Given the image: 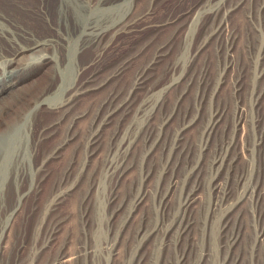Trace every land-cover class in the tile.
I'll return each instance as SVG.
<instances>
[{"label": "bare ground", "instance_id": "6f19581e", "mask_svg": "<svg viewBox=\"0 0 264 264\" xmlns=\"http://www.w3.org/2000/svg\"><path fill=\"white\" fill-rule=\"evenodd\" d=\"M243 3L242 0H200L193 19L179 27L182 30L188 25L190 33L180 44L181 57L168 63L167 80L160 84L151 82L153 72L167 58L174 36L157 45L152 57L137 69L128 88L109 91L90 119L92 110L90 112L89 108L76 110L79 101L119 80L147 48L144 43L112 66L105 77H100L105 70L101 67L105 58L116 48L120 36L132 29L133 22L129 23L127 19L136 0H0V102L6 93L13 92L27 76L40 68L53 64L57 70L53 84L37 96L22 98L16 104L0 103V264H132L128 258L134 251L135 264H148V259L153 258L157 264H215L217 246L226 253L222 264H244V259L248 261L249 258L259 264L264 257V159L260 158V165L251 172L236 171L238 153H231L236 146L232 140L223 141L217 149L211 150V141L217 137L220 123L228 113L226 105L220 104L211 111L203 127L205 141L200 155L205 158H191L192 149L184 141V134L194 120L184 117L167 144L168 133L164 129L180 112H174L175 109L163 112L165 96L157 97L176 86L188 73H191V82L197 55L211 41L217 42V53L224 52L228 56L222 72L233 68L232 52L238 35L229 21ZM260 8L264 11V0ZM197 29L201 33L197 44L191 48ZM257 31L263 44L264 28ZM25 51L29 52L22 60L18 59ZM87 51L93 52L89 58L85 57ZM93 64L98 67L90 70ZM261 72L263 75L264 67ZM221 76L219 83H225ZM200 82L207 84L206 72H202ZM242 86L243 76L238 73L233 78V92L239 94ZM140 91L144 94L138 98ZM185 94L182 91L177 101L180 102ZM255 96L254 108L258 114L252 122L257 126L258 138L243 149L248 152L254 149L253 154L257 150L264 156L261 92H256ZM240 102L238 100L235 119L237 129L249 120L245 104ZM43 110L53 113L55 118L38 123L37 115ZM159 114L160 120L156 124L155 118ZM132 116L133 120H128ZM86 118L89 121L80 133L75 127ZM115 120H120V124L126 122L122 128L113 131L108 154L97 168L93 162L102 153V132ZM63 128L65 131L55 145L45 151L39 149L40 144L55 137ZM137 142L143 145L142 158L149 162L153 160L155 150L166 155L159 174H170L171 177L167 188L157 198L155 212L152 208L148 212H138L149 202L150 196L155 197L156 193L151 194L148 185L132 186L128 192L121 193L122 180L135 169L136 151L132 152V148ZM209 153H212L209 189L214 199L209 219L203 220L202 217H206L204 209L202 216L197 215L195 204L199 200V191L205 187ZM181 155L184 157L181 163L184 180L177 170ZM63 159L62 173L53 181L49 196L39 203L44 182L50 177V163ZM151 169L147 167L142 172L146 181L153 175ZM253 173L254 180L251 179ZM190 177L194 178L193 184L183 191L186 178ZM107 179L111 188L104 190L102 197L100 193ZM82 182L87 184L79 202L84 208L78 214L74 203L77 214H69L75 235L67 240L68 247H62L53 257L42 260L41 255L54 245L69 217L58 214V209ZM239 188L242 192L237 194ZM178 192H181L178 210L171 213L170 203ZM245 199L254 202V215L261 225L254 231L253 246H249L242 257L234 255L233 249L242 244L250 228L240 216L241 211H237ZM25 208L30 214L39 211V217L21 234L15 226ZM119 211L125 212V216L115 229L113 219ZM220 212L216 224L215 218ZM194 230L195 235H192ZM202 236L209 239V246L201 253L197 250V260L193 261V245ZM188 241L192 242L191 248L183 247ZM149 242L152 249L148 252L145 247ZM170 250H176L172 258ZM115 258L120 261L116 262Z\"/></svg>", "mask_w": 264, "mask_h": 264}, {"label": "rangeland", "instance_id": "374dc122", "mask_svg": "<svg viewBox=\"0 0 264 264\" xmlns=\"http://www.w3.org/2000/svg\"><path fill=\"white\" fill-rule=\"evenodd\" d=\"M199 1L200 0H158L154 2L152 0H136L133 12L127 19V22H133L132 29L130 30V32L124 33L120 36L116 48L105 58L104 62L101 65V67H104L105 70L101 72L100 77H105L107 73L112 69V66L117 65L129 54L134 53L138 49V47L140 48L144 43H147L145 52L132 63V65L119 80L112 82L100 92L92 93L82 98L77 104L76 110L89 108L90 112L92 110L90 116H88L91 119L97 110L98 103H100V101L106 96V94L112 89L128 88L131 85L133 76L137 69L147 63V61L155 52L157 45L170 40L171 37L174 36V44L169 49L167 58L158 65V67L153 72V76L151 79V82L153 80L154 82L156 81L157 84L165 82L167 80L166 69L168 63L175 61L178 57H181L179 53L180 44L183 41L185 35L187 36V34L189 35L190 33L188 25L186 27L184 26L182 30H179V27L182 25H186L193 19V17L196 15V6ZM242 1L244 2L243 5L238 10H236L232 16H230L229 21V25H231L237 31L238 35L235 47L232 52L234 56L233 68L231 67L227 72H222L223 65L227 61L228 56L224 52L217 53V42L211 41L208 46H206V48L200 51L197 55L196 62L192 66L193 77L191 78V82H189L191 73H188V75L185 78H182L176 86L170 88L169 91H164L165 93L162 92L158 94L157 97L161 98L162 96H165L166 101L163 107V112L171 111L173 109H175L174 112H180V114L176 115L174 121H172V124L168 128L164 129L166 130L164 132L168 133V138L166 140L167 144L171 142V138L174 135L176 126L182 122L184 117H188V119L194 120V124L190 128H188L184 134V141L186 142L187 146L191 147L192 149L191 158L193 159L201 158L203 160L205 158V156L200 155L201 146L205 141V137L203 135L204 124L207 122L209 115L215 106L219 104L224 106L226 105L228 113L225 119L220 123L219 129L217 131V137L215 136L216 138H213L211 141V150L214 151L215 149H217L223 141L232 140L236 146H234L235 150H233L231 153L235 155L236 153H238L235 162L236 171L247 170V172H251L252 168L258 167V165H260L261 159H264V156H260L257 150L255 151V154H253L254 149L252 150V152H248L247 150L243 149L244 146H247L248 143L253 142V139L255 141V137L258 138L257 126L253 125L252 122L258 114V110L254 108L256 92H261L260 113L264 115V73L262 75L261 72L262 68L264 67V43H261V36L257 31H260L264 28V11L260 8L262 0ZM200 33L201 31L197 29L191 48H193L197 44L198 36L200 35ZM225 34L224 37H226ZM218 42L220 43V41ZM28 52L29 51L21 53L18 59L22 60L23 56ZM92 54V51H87L85 53V57L89 58L92 56ZM96 64H93L90 70L98 67V65ZM202 72L207 73V84H205L204 82H200ZM238 73H242L243 88L239 94H236L233 92L232 83L234 76ZM220 75H222L221 77L223 78L225 83H219ZM56 76V68L53 64H48L35 71L32 75L27 76L24 79V82H22L21 85H19L18 88L13 92L6 93L0 103L16 104L19 100H22V98L25 99L37 96L53 84ZM182 91H185L186 94L183 99L178 102L177 98ZM143 94L144 91H140L138 93V98H141ZM238 100L245 104L247 114L249 115V120L243 127L241 126V128L239 129H237V127L235 126V119L238 112ZM53 118H55V115L53 113L44 110L42 112H39L37 115L38 123H44L52 120ZM89 118L82 120L79 124L76 125L75 128L80 130V133H82V131L85 129L87 125L86 123H88L87 121H89ZM155 119V123L157 124V122H159L160 120V114ZM128 120L132 121L133 116ZM125 122L126 120L120 124V120H115L113 124L108 125L103 130L102 153L97 158V160L93 162V164H95L97 168L100 166L101 160H103L106 154H108V148L109 146H111L112 142L111 135L113 131L117 127H119V129L122 128L121 126ZM64 131L65 129L63 128L58 134H56L55 137L51 138L50 140L44 141L42 144H40L39 149L41 151L50 149L61 139ZM134 150L136 151L135 158H133L135 169L129 172L127 177L122 180L120 186L121 193L128 192L132 188V186L137 188L140 186V184L142 187L148 185L147 187L152 189L151 194L156 193L155 197H153V195L150 196L149 202L141 206L138 212H148L151 208L152 212H155L158 208L157 198L162 193V191H165L168 186L169 177H171L170 174L163 176L159 174L161 162L164 161L166 155L165 153H160V150H155L154 158L151 162H149V159L142 158L141 153L143 151V145L141 143L138 144L137 142L132 148V152ZM212 153H209V155L206 156L205 187L202 192L199 191V200L195 204V212L197 215L202 216L204 209V215H206V217H202L203 220L205 218L209 219L211 212L210 209L214 199V196L209 189V182L211 179V164L209 160L210 158H212ZM176 154L177 152L173 155L174 159L176 158ZM253 155L255 156L253 157ZM81 156L83 157V154H81ZM131 157L132 155H130V158ZM250 159L251 161L249 162ZM183 160L184 157L183 155H181L179 158V166L177 170L182 173V178L184 180L185 172L183 166H181ZM64 166V159L50 163V177L44 182L41 194L38 197L39 203L41 201H44L49 196L50 191L53 188V181L62 173ZM147 167H152L151 170L153 175H151V177L146 181L142 172ZM254 177L255 173H253V177L251 179L254 180ZM188 179L186 178L183 191L186 190V187L193 184L192 181L194 178L191 179L190 177ZM132 181H134L133 184ZM262 181H264V170H262ZM109 185L111 184L108 179L105 180L100 193L102 197L104 196L103 193H105L104 190H109L111 188V186ZM86 189V182H82L78 189L75 190L73 195L61 205V207L58 209V214L62 216H69V214L77 213L80 214V211L84 208V205L79 202ZM241 192L242 188H239L237 194H240ZM180 193L181 192H178L173 197L170 203V208L172 210L171 213L178 210V201L181 197ZM74 203L77 204V213L75 212V208L73 207ZM253 203L254 202H251V200L248 201L245 199V201H243L240 207L237 209V211H241L240 216L243 217L244 223L248 224L250 228L249 230H247L242 244L233 249V254L235 252L234 255L240 254V256L243 257L244 254H246V252L248 251H246V249H249V246H253V236L255 229L261 225V222L257 219L256 214L254 215L255 206L253 205ZM197 209L201 210L197 211ZM24 211L25 213L22 212L15 226L16 231L20 232L21 234H24L27 228L29 229L33 222H35L39 217V211H37V213L35 214L28 213L26 208ZM220 215L221 212L218 213L215 218L216 224H218L220 220ZM124 216L125 212L119 211V213H117V215L114 217L113 224L115 225V229L119 224H121ZM237 221L239 222V220ZM73 225L74 224H72V218L69 216L63 224L61 231L57 235V239L55 240L54 245L41 255L42 260L48 257H53L60 248H66L69 246V244H67V240L76 233L75 227ZM195 231L196 230H194L192 235H195ZM191 241L184 242L183 247L191 248ZM208 246L209 239L206 236H202L200 241L195 242L193 245V248L195 250L193 251L194 254L191 253L192 260H197V250L199 251V253H201ZM145 248H148L147 251L149 252L152 249V243L149 242V244ZM175 251L176 250H173L171 252L170 250L171 258L174 256ZM215 253L217 256L215 264H222L226 253L222 251V249H220L218 246L215 249ZM137 254L135 255V257L137 256ZM23 255L25 256V254ZM132 256L130 255L128 260L131 261L132 264H135V259L132 258ZM115 259L116 262L120 261V258ZM111 261L114 260L111 259ZM148 261V264H157V262L154 261V258L153 260L148 259ZM244 261H246L244 264H254V261H250V258L248 259V261L246 259H244ZM259 264H264L263 256L261 257V261H259Z\"/></svg>", "mask_w": 264, "mask_h": 264}]
</instances>
